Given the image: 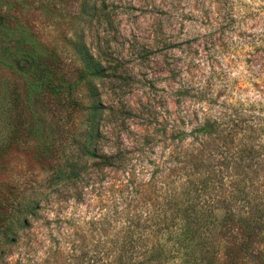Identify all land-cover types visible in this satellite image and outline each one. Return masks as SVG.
<instances>
[{
    "label": "rangeland",
    "instance_id": "obj_1",
    "mask_svg": "<svg viewBox=\"0 0 264 264\" xmlns=\"http://www.w3.org/2000/svg\"><path fill=\"white\" fill-rule=\"evenodd\" d=\"M91 109L99 135L83 154ZM202 123L209 162L181 170ZM202 193L213 215L193 235V264H264V0H0V237L9 225L17 238L12 264H163V230ZM228 208L256 228L223 230ZM39 235L42 249L16 261Z\"/></svg>",
    "mask_w": 264,
    "mask_h": 264
},
{
    "label": "trees",
    "instance_id": "obj_2",
    "mask_svg": "<svg viewBox=\"0 0 264 264\" xmlns=\"http://www.w3.org/2000/svg\"><path fill=\"white\" fill-rule=\"evenodd\" d=\"M74 51L76 52L77 57L84 68L89 71L92 76L100 75V62H96L91 54L87 52L85 53L84 50L79 48L78 46H74ZM93 112H95L94 109L89 110L85 118L86 124L83 128V139L79 147V152L83 154L87 151H90V149L92 148V150L95 151L94 145L99 135V125H97L95 120H93ZM196 130H198V133H201L202 135V140L199 143L202 148H200L199 150L197 148L195 149V151H193L192 149L188 153L182 154V160L179 161V167L181 170H196L201 168V165H204V163L208 161L207 156L204 155V149L207 146L206 142L210 137L207 133V126L205 123H202L200 126L196 127ZM180 146L181 144L179 145V148H181ZM79 158V156H76L71 158V160H68L67 163L59 169L58 175L62 178H70L72 174L74 175V172L79 166ZM222 163H224L223 160L217 162L220 167L222 166ZM219 172L220 173H216L213 176L214 181L216 180L215 183L222 182L223 170H220ZM206 195L208 194L202 193V195H199L200 199L197 200V198L196 204H193L191 206L189 212L190 215L188 216V218H185L183 215L173 217V225L168 229L165 228L163 230V232L166 233V236L164 238L166 244L164 247L163 260L161 261V263L164 264L167 263L169 259H173L172 263L174 264H189L190 261L193 264L196 257V250L193 247V235L199 228L207 226L209 221H206L204 218L207 217L206 215H208V213L212 214V207L210 208L209 206V203L211 201L207 200V198L204 199ZM233 216L234 214L232 212V209L228 208L223 215L224 219L219 221L218 223L223 230L230 232L231 230L229 225H235V229L238 231L237 233H241L242 231L244 232L246 227H250L251 230L256 228V224L254 223V221H252L250 225L247 217L240 218V220L244 222L242 223L240 220L233 221ZM16 222H19L20 227L29 226L28 221L23 216L19 217ZM9 228V225L5 226L3 231L4 235L0 237V264H12V254H10L8 250L10 245L14 244L17 241V238H12V236L7 235V231L9 230ZM204 229L206 231L209 230L207 227H205ZM253 232L254 231H250L247 236H250ZM44 241L45 238L42 235L29 238L25 242L22 252H19L17 254L16 261H20L22 263L25 260V253L32 254L38 252V250L40 251L44 246ZM53 241L59 243V240L54 239ZM240 244L241 245L239 249L243 250L244 246L241 242ZM51 263L52 261L50 260V256H46V258L42 260L41 264ZM226 263L227 262L225 261L223 262V264ZM90 264H111V262H108L107 258H105L103 255H93L90 258ZM253 264H256L255 260L253 261Z\"/></svg>",
    "mask_w": 264,
    "mask_h": 264
}]
</instances>
